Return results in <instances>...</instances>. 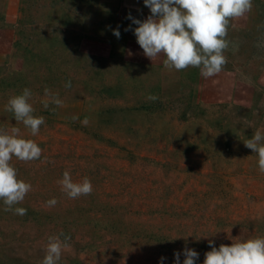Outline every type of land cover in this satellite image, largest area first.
I'll list each match as a JSON object with an SVG mask.
<instances>
[{"label": "rangeland", "instance_id": "374dc122", "mask_svg": "<svg viewBox=\"0 0 264 264\" xmlns=\"http://www.w3.org/2000/svg\"><path fill=\"white\" fill-rule=\"evenodd\" d=\"M149 15L144 0H0V131L19 128L42 149L10 161L32 189L12 211L0 199V264H41L60 233L70 246L59 264H175L176 253L183 264L185 248L203 264L209 240L264 237V172L243 142L264 135V2L230 20L229 92L214 103L193 94L197 68L140 60L150 59L128 17ZM25 88L45 119L35 136L5 108ZM45 89L97 99L98 124L57 121ZM65 171L89 178L92 193L70 199L58 183Z\"/></svg>", "mask_w": 264, "mask_h": 264}, {"label": "clouds", "instance_id": "9594fccd", "mask_svg": "<svg viewBox=\"0 0 264 264\" xmlns=\"http://www.w3.org/2000/svg\"><path fill=\"white\" fill-rule=\"evenodd\" d=\"M144 4L151 12L147 19L141 21L128 17L138 25L134 34L144 55L153 62L163 56V66L169 70L193 67L200 69L203 76L211 77L219 73L227 62L224 52L229 47L226 37L230 20L251 11L253 0H144ZM113 34L120 37L118 29L113 30ZM65 87H71V82H67ZM31 96V90L25 88L22 94L9 98L5 108L35 136L45 119L33 115L34 108L29 103ZM45 96L48 97L44 101L45 109L49 103L62 106L58 95L49 89H45ZM147 99L154 102L158 97L149 95ZM82 123L86 126L87 118ZM261 141H264V135L257 130L251 139L243 142L245 147L258 154L259 170L264 172V143ZM41 155L42 149L33 140L22 138L19 128H12L11 134L0 131V199L6 206L5 211H12L14 205L22 203L32 189L30 183L17 178V170L10 164L13 156L29 162ZM58 183L70 199L90 195L93 191L89 178L73 182L69 171L63 173ZM57 203L55 198L46 201L48 207ZM14 212L23 216L27 209L16 207ZM61 236H64L63 240ZM69 239L63 233L49 236L41 264H59L62 253L70 246L67 243ZM209 245L211 250L205 253L203 264H264V237L238 240L230 246L221 244L219 248L209 240ZM175 255V264H180V254ZM198 255L195 250L185 248L183 264H195Z\"/></svg>", "mask_w": 264, "mask_h": 264}, {"label": "crops", "instance_id": "0c3cea01", "mask_svg": "<svg viewBox=\"0 0 264 264\" xmlns=\"http://www.w3.org/2000/svg\"><path fill=\"white\" fill-rule=\"evenodd\" d=\"M254 3L264 2V0H253ZM13 22L7 23L4 27V31L8 32ZM9 37V35H6ZM140 60L146 64L155 65L157 60L144 61L140 56ZM160 61L163 60V56L159 57ZM158 58V59H159ZM229 76L228 72L221 70L219 73L211 77H205L201 74L200 69H196L194 75V87L193 94L196 98L205 103L217 102L222 94H225V85L227 92H229ZM62 106H55V118L57 121L64 124H79L84 127L93 128L98 124L100 113V102L94 98L85 99H61ZM74 117L76 119H74ZM87 118L88 124L85 126L82 121Z\"/></svg>", "mask_w": 264, "mask_h": 264}]
</instances>
